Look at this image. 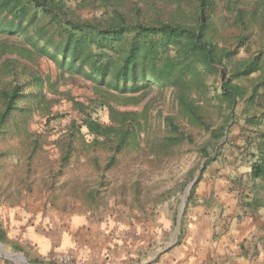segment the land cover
<instances>
[{
	"label": "trees",
	"instance_id": "obj_1",
	"mask_svg": "<svg viewBox=\"0 0 264 264\" xmlns=\"http://www.w3.org/2000/svg\"><path fill=\"white\" fill-rule=\"evenodd\" d=\"M75 76L94 100L54 111ZM233 127L244 207L264 211V0H0V198L48 181L98 208L195 155L184 188Z\"/></svg>",
	"mask_w": 264,
	"mask_h": 264
},
{
	"label": "rangeland",
	"instance_id": "obj_2",
	"mask_svg": "<svg viewBox=\"0 0 264 264\" xmlns=\"http://www.w3.org/2000/svg\"><path fill=\"white\" fill-rule=\"evenodd\" d=\"M41 66L44 71L48 69L54 74L55 68L52 64L42 61ZM66 96H72L84 104H89L95 98L90 83L78 76L58 85V92L48 97L54 101V111L71 110ZM37 128L35 125L34 129ZM237 131V128H232L231 140L234 143L224 150L219 160L205 168L199 181L203 162L195 171L193 178L195 181L192 185L195 186L194 197L189 203L185 201L180 217L181 198L193 180L184 188L181 185L186 173L194 168L195 155H189L143 181L142 191L136 198L131 187H127L123 193L116 189L113 194L106 195L101 206L90 209L82 199L70 193L57 197L48 181L43 183L39 181L31 183L27 187L29 189L18 185L16 190L12 188L14 194L11 198H0V211L2 207H20L31 219L51 223L60 221V225L68 217L91 214L90 220L97 223L96 227L100 231L104 229L108 231L109 226L118 228L122 226L124 233L129 229L132 220L143 225L151 222L154 226L165 220L170 224L169 234L173 232L172 242H175L178 226L183 225L185 234H188L186 226L191 213L205 211L212 215L213 224L212 235L206 233V237L202 239L204 247L212 248L207 258L208 264H264V211H250L244 207L246 201L240 195L239 186L240 179L247 170L246 157L239 154L238 148L243 146V141L239 140ZM58 135L59 133L49 138L53 140ZM57 152L55 146L48 147L49 156H54ZM168 192L172 193L170 199L165 196ZM228 231V235L224 236ZM166 243L167 240L156 242L155 250H161ZM16 255L20 254H15L12 249L0 244V257L20 264L27 262L31 264L22 258H12ZM50 262L43 261L39 264H60L59 259ZM66 264L74 262L69 261Z\"/></svg>",
	"mask_w": 264,
	"mask_h": 264
},
{
	"label": "crops",
	"instance_id": "obj_3",
	"mask_svg": "<svg viewBox=\"0 0 264 264\" xmlns=\"http://www.w3.org/2000/svg\"><path fill=\"white\" fill-rule=\"evenodd\" d=\"M1 210L0 243L31 264L53 263L64 257H71L74 264H208V255L212 252V248L202 245L206 233L213 232L212 215L205 211L191 213L186 226L188 234L180 225L172 242L173 232L169 234L170 224L165 220L155 226L151 222L143 225L132 220L124 233L122 226H109L108 231H100L97 223L90 220L91 214L68 217L60 225V221L31 219L20 207ZM160 240L167 243L161 250H155ZM0 264L20 263L0 257Z\"/></svg>",
	"mask_w": 264,
	"mask_h": 264
},
{
	"label": "water",
	"instance_id": "obj_4",
	"mask_svg": "<svg viewBox=\"0 0 264 264\" xmlns=\"http://www.w3.org/2000/svg\"><path fill=\"white\" fill-rule=\"evenodd\" d=\"M195 180H193V182H191L185 189L184 191V195L182 196L181 198V207H180V210H179V217L182 215V212H183V208H184V204H185V201L187 200V197H188V192L189 190L191 189L193 183H194ZM1 244V243H0ZM12 258H19L17 255L16 256H13ZM23 259H25L24 257H22ZM25 262H27L25 260ZM26 264H29L28 262Z\"/></svg>",
	"mask_w": 264,
	"mask_h": 264
},
{
	"label": "built area",
	"instance_id": "obj_5",
	"mask_svg": "<svg viewBox=\"0 0 264 264\" xmlns=\"http://www.w3.org/2000/svg\"><path fill=\"white\" fill-rule=\"evenodd\" d=\"M70 260H71L70 257H64V258H60L59 262H60V264H66Z\"/></svg>",
	"mask_w": 264,
	"mask_h": 264
}]
</instances>
